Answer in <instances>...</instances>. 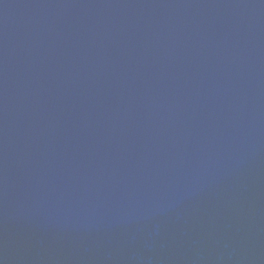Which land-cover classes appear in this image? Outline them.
<instances>
[{
	"label": "water",
	"instance_id": "1",
	"mask_svg": "<svg viewBox=\"0 0 264 264\" xmlns=\"http://www.w3.org/2000/svg\"><path fill=\"white\" fill-rule=\"evenodd\" d=\"M0 264H264V0H0Z\"/></svg>",
	"mask_w": 264,
	"mask_h": 264
}]
</instances>
